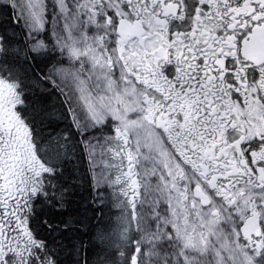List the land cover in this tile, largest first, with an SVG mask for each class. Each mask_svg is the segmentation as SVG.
<instances>
[{
	"label": "snow or ice",
	"instance_id": "obj_1",
	"mask_svg": "<svg viewBox=\"0 0 264 264\" xmlns=\"http://www.w3.org/2000/svg\"><path fill=\"white\" fill-rule=\"evenodd\" d=\"M0 264H264V0H0Z\"/></svg>",
	"mask_w": 264,
	"mask_h": 264
}]
</instances>
